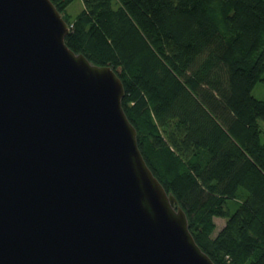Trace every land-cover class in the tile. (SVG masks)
<instances>
[{"label": "water", "instance_id": "water-1", "mask_svg": "<svg viewBox=\"0 0 264 264\" xmlns=\"http://www.w3.org/2000/svg\"><path fill=\"white\" fill-rule=\"evenodd\" d=\"M52 0H0V264H215L147 165L109 66Z\"/></svg>", "mask_w": 264, "mask_h": 264}, {"label": "trees", "instance_id": "trees-1", "mask_svg": "<svg viewBox=\"0 0 264 264\" xmlns=\"http://www.w3.org/2000/svg\"><path fill=\"white\" fill-rule=\"evenodd\" d=\"M75 1L52 0L66 44L121 79L139 149L197 244L215 264H264V0H81L73 16Z\"/></svg>", "mask_w": 264, "mask_h": 264}, {"label": "rangeland", "instance_id": "rangeland-1", "mask_svg": "<svg viewBox=\"0 0 264 264\" xmlns=\"http://www.w3.org/2000/svg\"><path fill=\"white\" fill-rule=\"evenodd\" d=\"M81 9H82L81 0H76L72 5L69 6L68 11L74 16V15L78 14V12ZM253 95L256 98L264 99V81L257 83L255 88L253 89ZM262 124L264 126V122ZM216 222L218 224V229L220 230L222 225L225 223V220L222 218H216Z\"/></svg>", "mask_w": 264, "mask_h": 264}]
</instances>
